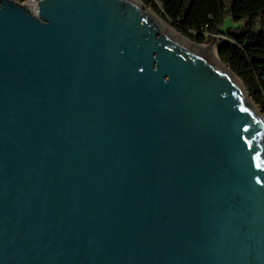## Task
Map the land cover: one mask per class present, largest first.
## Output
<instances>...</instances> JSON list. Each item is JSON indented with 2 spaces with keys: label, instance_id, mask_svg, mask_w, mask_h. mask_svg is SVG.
Here are the masks:
<instances>
[{
  "label": "water",
  "instance_id": "95a60500",
  "mask_svg": "<svg viewBox=\"0 0 264 264\" xmlns=\"http://www.w3.org/2000/svg\"><path fill=\"white\" fill-rule=\"evenodd\" d=\"M37 3L0 0V264H264L244 83L140 0Z\"/></svg>",
  "mask_w": 264,
  "mask_h": 264
},
{
  "label": "trees",
  "instance_id": "16d2710c",
  "mask_svg": "<svg viewBox=\"0 0 264 264\" xmlns=\"http://www.w3.org/2000/svg\"><path fill=\"white\" fill-rule=\"evenodd\" d=\"M140 1L191 42L214 44L219 60L239 77L264 112V0ZM226 17L236 26L222 31Z\"/></svg>",
  "mask_w": 264,
  "mask_h": 264
},
{
  "label": "bare ground",
  "instance_id": "6f19581e",
  "mask_svg": "<svg viewBox=\"0 0 264 264\" xmlns=\"http://www.w3.org/2000/svg\"><path fill=\"white\" fill-rule=\"evenodd\" d=\"M137 1V0H135ZM157 18V20L162 24V26L164 28H166L168 31H170L171 33L174 34V36L179 39L182 43H184L185 45H188L190 47L196 48L198 50H200L212 63H214L215 65L227 70L230 75L237 81V83L243 88L244 90V86L242 84V82L240 81V79L233 73L231 72L217 57L215 51L213 49H211L210 47L204 46V45H197L193 42H191L190 40L186 39L185 37L181 36L179 33H177L175 30H173L171 27H169L161 18L155 16ZM257 111L260 113V111L258 110V108L256 107ZM261 114V113H260ZM262 117V116H261ZM263 119V118H262ZM264 120V119H263Z\"/></svg>",
  "mask_w": 264,
  "mask_h": 264
},
{
  "label": "rangeland",
  "instance_id": "374dc122",
  "mask_svg": "<svg viewBox=\"0 0 264 264\" xmlns=\"http://www.w3.org/2000/svg\"><path fill=\"white\" fill-rule=\"evenodd\" d=\"M149 10H151L153 13H155L152 9V7L150 6H146ZM158 16V15H157ZM159 17V16H158ZM160 18V17H159ZM163 20V19H162ZM164 21V20H163ZM165 22V21H164ZM169 27H171L173 30H175L172 26H170L167 22H165ZM236 26V24L231 20L230 17H226L224 22L222 23V25L220 26V29L222 31H228L229 28H234ZM221 36V35H219ZM187 39V38H186ZM207 47H210L211 49H213L217 55V51H216V47L214 44H209V45H204ZM256 107L258 108V110L261 113L262 118L264 119V112L258 107V105H256Z\"/></svg>",
  "mask_w": 264,
  "mask_h": 264
},
{
  "label": "built area",
  "instance_id": "2783aa9c",
  "mask_svg": "<svg viewBox=\"0 0 264 264\" xmlns=\"http://www.w3.org/2000/svg\"><path fill=\"white\" fill-rule=\"evenodd\" d=\"M18 4L26 7L31 14L37 15L38 14V3L37 0H13ZM157 1V0H154ZM220 38H227L224 35L219 36Z\"/></svg>",
  "mask_w": 264,
  "mask_h": 264
}]
</instances>
